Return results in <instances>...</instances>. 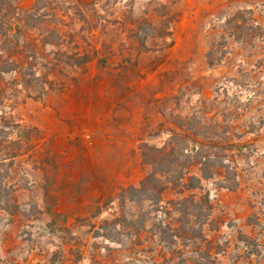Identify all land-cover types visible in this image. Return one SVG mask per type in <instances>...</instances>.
Returning <instances> with one entry per match:
<instances>
[{
	"label": "rangeland",
	"instance_id": "rangeland-1",
	"mask_svg": "<svg viewBox=\"0 0 264 264\" xmlns=\"http://www.w3.org/2000/svg\"><path fill=\"white\" fill-rule=\"evenodd\" d=\"M224 92L238 185L186 193L209 199L212 259L178 246L175 264H264V0H0V264H171L182 197L115 196L146 176L143 143Z\"/></svg>",
	"mask_w": 264,
	"mask_h": 264
},
{
	"label": "trees",
	"instance_id": "trees-1",
	"mask_svg": "<svg viewBox=\"0 0 264 264\" xmlns=\"http://www.w3.org/2000/svg\"><path fill=\"white\" fill-rule=\"evenodd\" d=\"M11 30L12 27H8L1 36L6 38ZM214 51L212 49L208 53L209 65L213 63ZM76 59L79 62L77 66L88 62L85 56L78 55ZM223 94L222 100H219L217 94L212 100L202 101L199 109L191 116L176 117L173 122L174 129L164 146L143 143L140 156L142 165L148 169L146 176L138 186L121 189L115 196L122 211L127 208V204L139 206L141 209L145 204L160 206L163 194L169 189L182 197L176 202H169L173 205V214L177 218L174 219V225H165L171 241V264H175L173 262L176 251L179 250L178 246L206 247L201 252L212 259V241L203 233V227L211 222L209 199L206 195L197 197L186 193L201 191L202 181L215 178L227 189H235L238 185L235 157L244 154L243 149L247 146L240 143L243 137L236 133L240 127L235 123L238 114L234 98L226 92ZM261 124V121L251 123L250 130H254V125ZM101 209L102 207H97L94 217L100 214ZM133 217L132 214L126 215L122 212L121 217L113 223L121 218L123 221H135ZM149 220L141 223L142 231L150 224ZM199 261L200 259H186L178 264H201Z\"/></svg>",
	"mask_w": 264,
	"mask_h": 264
}]
</instances>
